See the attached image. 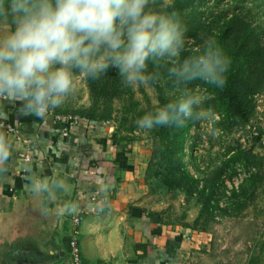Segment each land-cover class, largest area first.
Returning a JSON list of instances; mask_svg holds the SVG:
<instances>
[{
    "label": "clouds",
    "instance_id": "clouds-1",
    "mask_svg": "<svg viewBox=\"0 0 264 264\" xmlns=\"http://www.w3.org/2000/svg\"><path fill=\"white\" fill-rule=\"evenodd\" d=\"M158 0H0V176L9 172L17 148L6 133L9 112L43 121L75 93L78 78L92 81L115 68L122 85L158 83L165 76L177 85L174 98L137 119L138 129L183 127L185 121L213 119L202 108L200 80L221 91L227 85L230 60L216 40H203L199 53L183 56L187 26L176 11L156 10ZM171 0L165 6H170ZM151 65V71L149 67ZM24 188L35 196L46 193L40 211L58 190L69 185L62 176H41L22 165ZM76 202L65 203L58 215L75 213Z\"/></svg>",
    "mask_w": 264,
    "mask_h": 264
},
{
    "label": "crops",
    "instance_id": "crops-1",
    "mask_svg": "<svg viewBox=\"0 0 264 264\" xmlns=\"http://www.w3.org/2000/svg\"><path fill=\"white\" fill-rule=\"evenodd\" d=\"M9 112L6 133L17 148L6 175L0 176V264H66L71 214L58 215L76 202L83 221L79 243L85 264H229L214 259L212 234L167 223L149 209L145 173L150 157L136 142L128 143L110 123L50 114L43 121ZM30 161L24 160V156ZM41 176H62L67 192L58 190L49 214L40 211L47 194L29 193L22 165ZM98 193L106 201L91 203Z\"/></svg>",
    "mask_w": 264,
    "mask_h": 264
},
{
    "label": "rangeland",
    "instance_id": "rangeland-1",
    "mask_svg": "<svg viewBox=\"0 0 264 264\" xmlns=\"http://www.w3.org/2000/svg\"><path fill=\"white\" fill-rule=\"evenodd\" d=\"M167 3L168 0H161L163 12ZM179 16L188 29L183 56L201 47L205 38L211 36L215 39L213 34L222 30L223 23L235 16L250 23L264 39L263 0L195 2ZM10 27L8 23L0 24V30ZM149 70H152L151 65ZM188 86L196 88L197 85L191 82ZM175 87L177 85L166 76L155 84L138 87L123 85L122 94L106 107L101 102L94 103L87 79L78 78L75 93L51 114L81 117L93 112L99 118L109 114L107 123L114 125L125 141L136 142L143 150L149 151V163L154 144L153 130L138 129L136 121L173 99L169 93ZM199 88L207 97L202 108L210 110V96ZM253 104L250 120L243 126L229 128L221 123L216 114L210 120L185 121L190 130L186 137L184 164L195 180L190 188L175 189L170 186L165 168H161L159 176L149 175L145 180L149 209L161 212L167 223L212 234L214 259L229 264H264V170L256 179L253 178L258 174L255 169L248 171L238 167L233 177L227 173L221 176V181L217 180L218 170L228 151L253 148L256 137L264 134L263 92L255 95Z\"/></svg>",
    "mask_w": 264,
    "mask_h": 264
},
{
    "label": "trees",
    "instance_id": "trees-1",
    "mask_svg": "<svg viewBox=\"0 0 264 264\" xmlns=\"http://www.w3.org/2000/svg\"><path fill=\"white\" fill-rule=\"evenodd\" d=\"M206 1L208 0H173L164 12L176 11L180 13L195 2L204 3ZM156 10L163 12L161 0H158ZM213 35L217 45L230 60L229 70L226 73L227 85L221 91L200 80L192 82L210 96V110L219 116L221 123L226 124L229 128L246 125L254 109L255 95L260 92L264 93L263 35L250 23L244 22L237 16L229 18L223 23L222 30ZM201 47L186 52L185 56L199 53ZM87 83L94 103L101 102L106 107L110 106L112 101L122 94L123 85L115 68L108 71L107 75L100 80L87 79ZM81 117L87 119L90 124L103 125L107 123L110 115L106 114L99 118L91 112L82 114ZM189 130L188 123L180 128L166 126L153 130V152L145 173V180L149 178V175L159 176L161 168H165L167 181L173 188H190L195 183L184 164L186 137ZM263 135L259 134L256 137L253 148L228 151L218 170L217 180L221 181V176L227 173H231V177H233L237 173L238 167H243L248 171L255 169L258 174L253 178L259 179V172L264 170Z\"/></svg>",
    "mask_w": 264,
    "mask_h": 264
},
{
    "label": "built area",
    "instance_id": "built-area-1",
    "mask_svg": "<svg viewBox=\"0 0 264 264\" xmlns=\"http://www.w3.org/2000/svg\"><path fill=\"white\" fill-rule=\"evenodd\" d=\"M51 112H49L48 115H50ZM58 120H61L62 117L58 116ZM88 121V120H87ZM24 160L29 162L31 159L29 156L25 155ZM106 199L99 195L98 193H94L91 198V203H100L105 202ZM71 221V238L69 242V254H68V260L66 264H85L82 260V254H81V248L79 243V234H80V226L83 221V217L80 213V211H76L75 213H72L70 216Z\"/></svg>",
    "mask_w": 264,
    "mask_h": 264
}]
</instances>
